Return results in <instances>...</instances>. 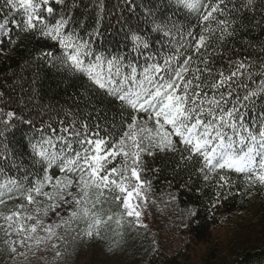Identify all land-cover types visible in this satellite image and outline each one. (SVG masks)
Here are the masks:
<instances>
[{"label": "snow or ice", "instance_id": "6c2138e0", "mask_svg": "<svg viewBox=\"0 0 264 264\" xmlns=\"http://www.w3.org/2000/svg\"><path fill=\"white\" fill-rule=\"evenodd\" d=\"M53 3L71 11L67 0H0V36L11 44L21 33L55 42L59 56L49 50L37 58L59 61L82 76L81 95L90 111L69 113L72 119L59 120L58 127L41 121L37 128L31 118L0 109V137L7 139L14 121L40 133L31 141L40 165L36 172L9 176L6 169L19 166L7 144L0 152L5 177L0 207L15 202L0 211V231L11 255L27 257L34 247L50 245L61 256L59 244L68 233L102 239L113 223V231L125 225L147 229L142 217L152 180L145 174L160 169L150 168L146 157L171 153L194 168L215 190L212 208L233 194V173L245 193L264 188V55L252 59L229 46L245 25L228 17L242 8L254 10L256 0L239 8L234 0H167L176 8L171 15L160 4L147 7L150 27L128 24L123 36L128 51L111 52L98 50L93 39L102 36V17L88 31L64 13L55 19ZM125 3L130 11L137 7L133 0ZM181 9L194 18L182 19ZM10 25L19 30L15 41ZM258 46L264 53V41Z\"/></svg>", "mask_w": 264, "mask_h": 264}, {"label": "trees", "instance_id": "16d2710c", "mask_svg": "<svg viewBox=\"0 0 264 264\" xmlns=\"http://www.w3.org/2000/svg\"><path fill=\"white\" fill-rule=\"evenodd\" d=\"M133 2L137 5L134 11L128 9L125 0H67L71 11L64 5L55 3L53 7L55 19H59L60 14L64 13L77 22H83L88 31L102 17V36L99 39L93 37L96 48L109 52L117 49L128 51L123 46L127 25H136L139 22L141 27L149 28L150 22L145 19L147 7L154 8L160 4L165 7L168 15L176 11L175 7L167 5V0ZM234 2L239 8L246 0ZM101 4L103 11L99 7ZM227 8L231 9L232 4H227ZM178 15L182 19L185 16L193 19L195 16L186 9H181ZM16 18L19 19V16ZM228 18H237L245 25L244 30L229 46L234 45L241 49L242 55L252 59L264 55L258 46L260 41H264V0H256L254 10L242 8L240 12L234 11ZM2 19L0 17L1 21ZM48 19L51 21L53 17ZM10 27L13 28L11 35L15 41L19 30L12 25ZM77 30H80L79 27ZM81 35L85 34L81 32ZM245 41L257 46L249 47ZM49 50L57 56L62 52L49 39H37L22 33L19 41L14 44L9 43L7 38L0 43V109L31 118L37 128L41 126V121L51 122L54 127H58L59 120L67 122L72 119L69 113L85 116L90 111L81 95L86 84L85 79L66 71L59 61L37 58L41 51ZM8 51H12V54H6ZM14 124L15 127L5 133L7 139L0 137V152L4 151V145L7 144L8 155L12 163L19 166V170L11 168L6 171L9 176L19 178L26 170L33 173L40 168L31 149V141L38 138L40 133L29 125L15 121ZM145 159L149 161L150 168L160 169L157 174L152 171L145 174V178L152 180L150 192L158 198H174L172 202L186 219L182 231L189 238L187 245L183 244V247L175 249L165 247L158 236L155 237L148 229H133L127 225L123 229H116L123 232V236H119L113 231L116 228L113 223L102 231V239L68 233L59 244L61 256H56V250L50 245L47 248L41 245L28 252L27 257H14L4 244V233L0 231V264H36V257H41L43 264H74L77 258L72 255L86 256L94 247L103 250L104 255H101L102 262L99 264H264V222L262 226L258 225L261 219L264 220V188L256 187L245 193L243 184L233 173L232 179L237 182L232 189L233 194L218 203L216 208H212L215 190L195 174L194 168L184 166L171 153L159 154L155 160L148 157ZM3 179L5 177L0 175V182ZM253 196L260 203V209L250 228L242 218ZM13 203L15 202L9 203L7 207H0V211L6 212ZM112 209L116 211L117 206L113 204ZM193 212L194 215L191 214ZM227 224L232 226L231 237L225 241L216 238L213 232L224 230ZM83 227L81 224L80 228ZM61 234H64L63 230ZM198 248H201V255L193 262L189 255Z\"/></svg>", "mask_w": 264, "mask_h": 264}, {"label": "rangeland", "instance_id": "374dc122", "mask_svg": "<svg viewBox=\"0 0 264 264\" xmlns=\"http://www.w3.org/2000/svg\"><path fill=\"white\" fill-rule=\"evenodd\" d=\"M0 22H2L0 20ZM5 37L0 36V40H4ZM6 54L11 55L12 51H8ZM148 204L144 208V216L142 217L143 221L147 223L148 230L153 232L160 240V242L165 247H170L172 249L183 247V244L187 245L189 238L185 236L182 231L183 226L186 224V219L178 211L175 204L172 202V197L168 196L165 198L155 197L152 192L148 193ZM260 209V203L256 197H252L249 207L245 210V216L242 218L245 221V224H249L252 228L253 223H255L256 215ZM264 220L261 219L259 226L263 225ZM214 236L220 240L225 241L231 237L232 226L226 225L224 230H215ZM92 252L86 256L78 257L72 255V257L77 258L74 261V264H99L102 262L103 250L100 247H94ZM95 253L97 255H95ZM102 253V254H101ZM201 255V248L194 249L193 252L189 255L191 260L194 262L198 260V257ZM36 264H43L41 257H36ZM102 264V263H101Z\"/></svg>", "mask_w": 264, "mask_h": 264}]
</instances>
